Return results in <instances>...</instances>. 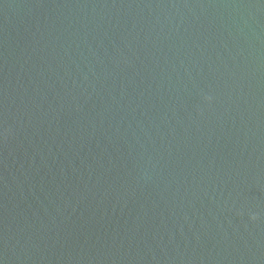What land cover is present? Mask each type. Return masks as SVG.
<instances>
[{"label": "water", "instance_id": "obj_1", "mask_svg": "<svg viewBox=\"0 0 264 264\" xmlns=\"http://www.w3.org/2000/svg\"><path fill=\"white\" fill-rule=\"evenodd\" d=\"M0 264H264V0H0Z\"/></svg>", "mask_w": 264, "mask_h": 264}]
</instances>
